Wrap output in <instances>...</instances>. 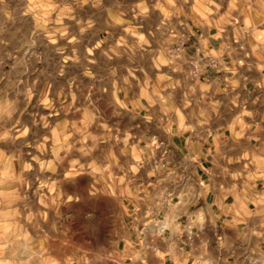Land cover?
<instances>
[{
  "label": "clouds",
  "instance_id": "clouds-1",
  "mask_svg": "<svg viewBox=\"0 0 264 264\" xmlns=\"http://www.w3.org/2000/svg\"><path fill=\"white\" fill-rule=\"evenodd\" d=\"M0 264H264V0H0Z\"/></svg>",
  "mask_w": 264,
  "mask_h": 264
},
{
  "label": "crops",
  "instance_id": "crops-1",
  "mask_svg": "<svg viewBox=\"0 0 264 264\" xmlns=\"http://www.w3.org/2000/svg\"><path fill=\"white\" fill-rule=\"evenodd\" d=\"M249 87H251V86H249Z\"/></svg>",
  "mask_w": 264,
  "mask_h": 264
}]
</instances>
